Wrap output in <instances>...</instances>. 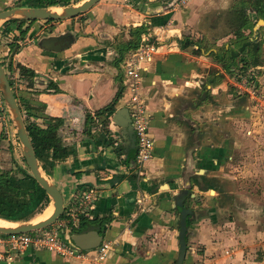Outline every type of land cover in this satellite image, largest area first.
<instances>
[{
    "label": "crops",
    "instance_id": "obj_1",
    "mask_svg": "<svg viewBox=\"0 0 264 264\" xmlns=\"http://www.w3.org/2000/svg\"><path fill=\"white\" fill-rule=\"evenodd\" d=\"M137 1L144 2V11L140 4L138 8ZM169 5L167 0H100L86 13L89 16L85 21L86 38L78 43L81 47L78 53L73 54L80 62L75 65L76 70L65 73L67 66L59 60L67 59L69 54L59 59H53L43 50L35 54L37 70L56 81L47 92L40 86L43 92L38 101L52 119H62L60 135L70 152L65 160L57 162L50 177L61 186L65 202L72 203L73 208L77 207L76 199L83 191L92 190L98 195L92 202L89 222L63 229L62 238L71 245L76 233L98 232L103 241L114 242V250L105 264H175L180 224L176 201L180 193L192 188V197L198 193L205 196L210 202L206 206L213 211L218 191L212 187L220 190L219 184L232 177L233 170L226 168L234 167L229 162L232 150L223 134L225 143H217L215 132L223 131L216 123H220L218 120L225 112L230 114L221 100L225 95L230 97L225 91L231 78L222 59L219 60V51L222 46H229L226 42L232 35L211 38L215 35L210 36V32L220 30L214 29L208 18L215 15L220 19L228 12L232 21L239 14L245 23L240 30L246 36L247 22H255L257 17L247 0H190L176 11ZM142 23L152 28L164 25L165 31L159 38L158 52L143 65L140 77V92L151 117L150 134L155 148L144 175L139 176L122 172L120 155L134 149L124 132L113 127L122 136L119 151L109 146L107 139L99 144L101 130L89 131L86 113L99 111L116 99L120 88V40L129 41L130 28ZM65 27L60 25L56 32L64 31ZM92 27H98L94 32L97 34H89ZM259 28L264 32L262 23ZM259 38L251 37L262 41ZM183 40L190 44L183 47ZM221 89H224L222 93ZM127 101L123 96L117 104L123 106ZM220 177L222 181L216 179ZM200 183L204 186L200 187ZM225 195L229 202L230 196ZM260 196L264 197V193ZM216 205L217 208L220 204ZM202 222V229L207 232L203 231L205 236L200 239L202 244H207L205 254L201 259L188 254L184 264H192L194 260H200L201 264H264V239L257 240V236L264 238V228L247 225L236 255L229 257L224 248L215 254L221 243L213 242L210 236L216 228L207 220ZM99 247L90 253H96ZM259 250L261 256L257 254ZM0 264L93 262L90 256L68 257L35 245L17 252L0 245Z\"/></svg>",
    "mask_w": 264,
    "mask_h": 264
},
{
    "label": "flooded vegetation",
    "instance_id": "obj_2",
    "mask_svg": "<svg viewBox=\"0 0 264 264\" xmlns=\"http://www.w3.org/2000/svg\"><path fill=\"white\" fill-rule=\"evenodd\" d=\"M73 1H75V3H79V2L84 1V0H80L78 2L76 0H72L70 2V4H68V5H72ZM167 2H168V4L170 3L169 6L174 11H176L180 8H184L185 6H187L188 3L190 2V0H186V2L182 3V4L180 3V0H167ZM31 3H33V0H21V1H19L18 5H16V6L17 7H22V6L25 7V6H30ZM98 3H96V4H98ZM136 3H137L136 5L138 6V8L140 6L142 7L141 8L142 10L144 7H146L144 2H141V1L138 2L137 1ZM139 4H140V6H139ZM30 7H33V6H30ZM52 7L62 8L65 6L59 5V6H52ZM9 8H10L9 6H5V7L0 8V11L5 10V9H9ZM142 10H140V11H142ZM87 13H88V11H87ZM82 14H86V12L80 13L79 15L72 17V18H68V19H48V18H46V19H22V18H17V19H11V20L5 21V23L8 24L9 27L6 31L3 30V34H4L3 36L8 38L10 41H9V44L7 46H5V48H4L5 52L2 54L0 52V62L2 64V67L4 68V71H5L8 79H9V82L12 86L13 92L15 94V97H16L17 102L19 104L22 116H23L25 124L27 126V130H28V125H31V124H36L37 126H40L42 128H47L48 126H50L52 124H57V125L60 124V126H61V122H62L61 120L62 119H60V118L59 119H52V117L44 109H42V105L38 101V97L40 96V93H42L43 91L44 92L50 91V89L53 87V85H55L56 81L54 80L53 77H50V75L40 73L37 70V68L35 67L36 66L35 65L36 64L35 63L36 62L35 54H36V51L38 52L39 50H41V51L43 50V53L44 52L47 53L48 55H50V57H53V59L54 58L59 59V56L62 55L61 57H65L66 55L69 54V56H66L67 59L65 58V60H61V59H59V60L61 62L64 61L65 64L63 62V65L67 66L65 73L68 71H71L72 69L76 70L75 65L79 61L76 60L75 57H73V54L76 53V51L78 53V51L81 49V47L78 45V43H81L83 41L82 38H86L84 35L86 32V28H87V26L85 25V23H86L85 21L89 18V16L86 14L87 17H84L81 19ZM254 14L257 17V21L259 20V22H261V19H263V18H260L256 12ZM78 17H80V18H78ZM73 19H75V21H72ZM257 21H255V23ZM44 23H47V24L43 25ZM10 24H17V26L13 28L10 26ZM62 24L66 25L65 30L59 31L60 33H57L56 31H57L58 27ZM140 26H145L146 31L141 33L138 45L136 47L133 46L131 48L122 49L121 51L120 50L118 51L119 52V56H118L119 69H120L119 80H120L121 92H120V94L117 97V100L115 102L114 110L106 112L105 114L101 113L100 110L86 113V115H89V118H90V123L88 124L89 131L92 132L94 129H97V130L100 129L101 130V135H100L101 138L103 137V140L107 139L108 145L112 146L114 149L119 151V148H121V146L123 144L122 136H121L120 132L116 133V131L113 130V127L117 126L119 129H121V128L113 122L112 117H113L114 113L120 108L126 107L129 110L130 117H131L132 130H130L129 135H126V139H127V141L130 140L129 145L132 146L134 149L128 151L129 153H127V154L123 153L122 155H120V161H121V166L124 167L122 172L129 173V174L136 173L139 176L144 175L145 170H146V166H145L146 163L153 158L155 143H154V147L152 150L151 157L147 161L141 162L140 158H139L140 153H139V147H138V143H137V137H136V131H135V125H134V118H135L134 117V109H133L134 93L132 90V85L135 82V79L133 77H129L127 75L126 62L129 58V56L131 54H133L135 51H137L140 48V46H142V44L147 40L155 41L159 46L160 45L158 42L159 38L161 37V35L165 31L164 25H162L160 27L158 26V27L152 28V26H149L146 23H142L138 26H132V27H140ZM91 29L92 30L89 31L91 33H89V34H97L94 32L97 31L98 27L97 28L92 27ZM129 32H130V30H129ZM67 34H72V37L70 36V37H68V39L63 41L64 42L63 45H65V46L62 50L55 51L53 49H49L46 46V44L48 43V41L50 39L55 38V37H59L61 35H67ZM244 38L246 39L247 37L244 36ZM131 39H132V36L130 33V39L129 40H131ZM256 42L259 44V47H260V44H262V41H256ZM2 50H3V48H2ZM239 51L242 52V50H239ZM259 51H260V49L256 50L255 53L259 54ZM241 54H242V56L240 57V62H241L240 67H235V65H234V66L230 67V69L228 68L229 70L226 71L230 75V78H231L230 82L232 84L231 88H229V85L227 84V86H228L227 91L230 94L231 99H237V100L242 99V103H244V104H242L240 106H242V108L245 110H249L250 105H247V102H250V101H249L248 97L245 94H241L238 91H236L234 88V83H236V81L238 80L240 75H244L247 77L248 83L257 88L259 85H258V81L256 80V75H254L252 73L253 69L252 70H250V69L254 68V67L259 68L262 64H261V62L255 64L254 61L257 58V55L256 54L254 55L255 59L253 61L252 52H250L248 50L243 51ZM5 56H7V57H5ZM243 59L248 61V63H249L248 67H245V64H244L245 60H243ZM7 60L9 61V63H6ZM235 63L238 64V62H236V60H235ZM235 70H239V72L236 75H234ZM19 79L21 82L25 81L26 84L22 85L20 83V85H18L17 80H19ZM40 86H43L42 87L43 91L41 90ZM118 92H119V90H118ZM123 96H126L128 101L126 102L125 105L118 106L117 103L119 101V98H122ZM26 113H28L27 118H26ZM33 115L38 116L39 121H38V118L33 117ZM0 116L9 117L8 108L6 107V103H5V100L3 98V94L1 92V90H0ZM6 119H8V118H6ZM9 121H10V117H9ZM150 121H151V117H150ZM5 128H6L5 124H3L1 136H3ZM247 132L249 134L253 133V131L251 129H248ZM17 140L19 141V143H21L19 140L18 134H17ZM62 142H63V139H62ZM63 144H64V142H63ZM23 159H25L24 152H23ZM25 164L28 167L26 159H25L23 166ZM28 169H29V167H28ZM29 172H30V169H29ZM121 177H123V176H121ZM121 177L119 176V178H121ZM194 177H192V178H194ZM202 186H204V184L201 185V183H200V187H202ZM212 188L215 189L216 191H218V195L221 194L220 193L221 190L217 189V187L216 188L212 187ZM183 191H187V197L184 201L185 206L193 210V214L188 217V219L190 217L193 219H192L191 224H187L188 225V234H187L188 248H187V254H186L185 261L183 262V264H184L186 262L188 254L193 255V257H198L199 259H201V257L205 254V245H207V244H202L200 242V238L204 237L205 236L204 233L207 234V232L202 229V227H203L202 221H204V220L209 221V224L211 226H214L217 229V231H219V232H221L223 230L224 225L218 224V222L216 221L217 211L219 209L218 207L215 208V210H213V211H210V209H208V207L205 208L204 210H199L197 207L192 206L191 201H190V200L195 201L196 199H198L199 198L198 194L196 196L192 197V194L194 193V191L192 192V188L191 189L188 188V189L183 190ZM93 193L95 196L93 198V201H95L97 193L95 191H93ZM200 196H202V195H200ZM79 197H78V199H79ZM216 197H218V196H216ZM217 199H218V201L221 200L220 197H218ZM178 213H179V217L181 218V212L179 211ZM83 216H84V219L81 222L82 223L89 222L90 218L92 217V213L91 212H89V213H86V212L81 213L80 212L79 217L82 218ZM60 218H62V217H60ZM77 224L79 225V222ZM77 224L75 222H72V223H70L69 226H71V225L74 226ZM192 226H194V227H192ZM191 227L193 228L192 230H190ZM50 228H54V227H50ZM203 231H204V233H203ZM208 231L210 232V230H208ZM179 232H180V224H179ZM192 234H193V237L197 238L195 241H197L199 239V241H198L199 246L198 247H196L194 245V243L191 242V235ZM209 235H210V233H209ZM206 238H208V237L206 236ZM179 249H180V244H179ZM178 256H179V253H178ZM177 260H178V257H177ZM201 263L202 262L200 260H196V261L194 260L192 262V264H201ZM175 264H177V261Z\"/></svg>",
    "mask_w": 264,
    "mask_h": 264
},
{
    "label": "rangeland",
    "instance_id": "obj_3",
    "mask_svg": "<svg viewBox=\"0 0 264 264\" xmlns=\"http://www.w3.org/2000/svg\"><path fill=\"white\" fill-rule=\"evenodd\" d=\"M19 1L21 0H0V8L5 6H9L10 8L17 7L16 5H18ZM248 1L250 0H247V2ZM72 3L73 5L77 4L75 1ZM248 7L250 6L248 5ZM54 9L62 10L60 7H54ZM239 16L240 15L238 14V16H236L231 21L230 14L226 12L223 16H221L222 18L220 19H216L215 15L208 18V23H210L214 29L218 28L220 30L219 32H210V36L215 35V37L211 38H216V35L221 37H225L230 34L232 35L226 42L229 44V46H222L220 48L221 50L219 51V53L224 52L222 54L225 55L224 58L226 59V62L229 61L231 63L229 64L230 67L234 65L235 67H240L241 65L240 57L242 56L241 53L243 51H239V46L245 47L246 45V50L248 48L249 51L254 50L256 52L258 49V43L255 40H252L251 37L253 38L257 35L260 37L259 39H262V44H260L261 48H259L261 52L259 51V54L256 53L257 60L261 62L262 65L259 68L254 67L250 69H253L252 73L256 75V80L258 81L259 86L257 88L251 85L252 88L255 89L258 100L251 99L249 95L246 94L250 101L247 102V105H250V109L245 110L242 108V106H240L244 104L242 103V99H240L241 101L237 99H231V97L225 95V97L222 98L221 103L226 105L227 108H225V111L229 109L230 114L225 112V116H222L218 120L220 123H216V125L223 129V131L215 130V132L218 134L216 141L219 144H224L225 142L229 144V148L232 150V159L229 162H231L234 167L230 168L226 166L228 171L233 170L231 173L232 177L226 180V183L222 182L223 184H219V186H221V194L218 195V197H220L221 200L218 201V199H216L215 204L213 203L215 208L217 206L216 203L220 204L218 206L219 209L217 211L216 221L218 224L224 225L223 231L219 232L215 229L211 231L212 235L210 237L213 242L221 243L219 248H215V254L221 248H224L226 255L229 257L236 255L235 252H237L239 243L242 242V234L245 228H247V225H259V229L264 228V197L260 196L264 193V32L259 28L261 26V22H258L257 24V22L255 23L248 21L245 28L247 33L245 37H247L249 40L244 41V33L240 29L245 25V23L242 22V19ZM84 17H87V15L82 14L81 19ZM72 21H75V19ZM45 24L47 23H44L43 25ZM10 26L14 28L17 26V24H10ZM8 27L9 25L6 24L5 21L0 22L1 54L5 52L4 48L9 44L10 41L8 38L3 36V30L6 31ZM236 35H239L238 38H236ZM234 39H241V42L237 43L238 45L235 44L238 48V50H236L238 52L236 59L231 58V49L233 48L230 46V44H232ZM249 42H251V44H249ZM210 48L213 47L210 46ZM235 60L238 62V64L235 63ZM6 63H9V61L7 60ZM238 72L239 70H235L234 75H236ZM20 83L22 85L26 84L25 81L21 82L20 79L17 80V84L20 85ZM228 85L229 88L232 87L230 81ZM223 91L224 89H221L220 92L222 93ZM225 92L228 94V91ZM221 95L222 94H219V96ZM27 115L28 113H26V118ZM33 117L38 118L39 121L38 116L33 115ZM0 122V167L4 171H17L18 165L23 166L24 164L22 144L17 140V130L9 121V117L0 116ZM3 124H5L6 128L4 129L3 136H1ZM248 129H251L253 133L249 134L247 132ZM222 136L223 139L225 138V142L222 141ZM238 174L240 176H238ZM234 176H237L238 178H234ZM49 178L51 179L50 176ZM216 179H220L222 181L221 177ZM229 191L234 192V194H230ZM239 192H241L243 197H239L241 195ZM226 193L228 196H230L229 202L227 199H224L226 198ZM198 196L199 198L195 201L190 200L191 204L192 206L197 207L199 210H204L207 208L206 203L209 204L210 202L207 201L205 196H200L199 193ZM45 210L46 209H44L42 213H44ZM42 213L37 216V219L39 218L38 220H40ZM196 239L197 238L193 237L192 234L191 242L194 243L196 247H198L199 240L195 241ZM263 239V237L257 236V240ZM261 252L262 250L258 251V256H261ZM254 257H256V255H254Z\"/></svg>",
    "mask_w": 264,
    "mask_h": 264
},
{
    "label": "water",
    "instance_id": "obj_4",
    "mask_svg": "<svg viewBox=\"0 0 264 264\" xmlns=\"http://www.w3.org/2000/svg\"><path fill=\"white\" fill-rule=\"evenodd\" d=\"M99 1L100 0H84L81 3L62 7L61 11L55 10L54 7H30V6L13 7L0 11V22L11 19H17V18L68 19L75 17L80 13H85L89 11ZM153 13H157V12H153ZM261 23L264 25L263 19H261ZM70 36L72 37V34L61 35L59 37L52 38L48 41L46 46L49 49L60 51L65 46L63 45L64 44L63 41L68 39V37ZM0 90L3 94L6 107L8 108L10 121L16 128L19 140L22 144L24 156L27 161L28 167L30 169V175L45 190V192L47 193L50 199L49 205L52 203L54 207L52 213L47 218L42 219L39 222H36V220L39 219V218L37 219V216L39 214L34 218L25 221H13L0 217L8 222L14 223L13 226L0 225V233L7 235V234H17V233H32L44 229L46 230L47 228L54 225L65 211L67 203L65 202L63 189L57 182H54L49 178V175H47L40 161L37 158L19 104L13 92L12 86L9 82V79L4 71V68L2 67L1 62H0ZM112 120L116 125H118L122 129L125 135L130 134V130H132L131 117L129 110L126 107L118 109L114 113ZM82 193H80V196L82 195ZM97 197L98 195H96V199ZM186 197H187V191H182L179 195V198L176 201V209L178 212L179 211L181 212L180 232H179L180 249H179L177 264H183L186 258L187 248H188V243H187L188 217L193 214V210L185 206L184 201ZM90 210L91 208L88 209L87 212H91ZM83 219L84 216L80 218L79 225H81V221ZM93 235H96L97 237L94 240L92 238ZM102 241H103V236L96 231L76 233L72 236V241H71L72 243L70 246L79 248L84 253L91 254L90 252H93L101 244Z\"/></svg>",
    "mask_w": 264,
    "mask_h": 264
},
{
    "label": "trees",
    "instance_id": "obj_5",
    "mask_svg": "<svg viewBox=\"0 0 264 264\" xmlns=\"http://www.w3.org/2000/svg\"><path fill=\"white\" fill-rule=\"evenodd\" d=\"M72 0H33L30 6L33 7H52V6H66L70 4ZM77 2L80 0H76ZM248 5L258 14L260 18L264 19V0H250ZM146 31L145 26L131 27L130 33L132 39L129 41L120 40L118 50L131 48L137 46L141 33ZM244 41L249 40L248 38ZM241 42V39H234L230 46L231 58L236 59L238 56L237 46L235 44ZM190 42L182 41V46L185 47ZM251 44V42H249ZM238 45V44H237ZM230 47V48H231ZM245 47H247L245 45ZM244 46H239L240 50L247 51ZM258 49L259 44L257 45ZM257 49V50H258ZM249 51V50H248ZM252 55L256 53L251 50ZM221 53V52H220ZM220 59L224 67L230 69L229 61L226 62L224 54H219ZM225 59V60H224ZM255 59V56H254ZM245 60V59H243ZM255 64L259 63L257 58ZM245 67H248L249 63L245 60ZM121 92L119 89L118 95ZM116 99L100 109L101 113H106L114 110ZM86 122L90 123L89 115H87ZM60 124H52L47 128H42L36 124L28 125L29 135L35 148L36 155L47 173L52 175V170L56 166L57 162L65 160L69 155V149L62 142V136L60 135ZM103 137L97 142L100 144ZM74 151V150H73ZM25 162V159H23ZM50 203V199L45 190L39 185V183L30 175L27 165H18L17 171H4L0 168V217L13 220V221H25L30 220L42 213ZM193 218L188 219V224H191ZM84 223L81 222V225ZM35 232H32V234Z\"/></svg>",
    "mask_w": 264,
    "mask_h": 264
},
{
    "label": "built area",
    "instance_id": "obj_6",
    "mask_svg": "<svg viewBox=\"0 0 264 264\" xmlns=\"http://www.w3.org/2000/svg\"><path fill=\"white\" fill-rule=\"evenodd\" d=\"M185 2L186 0H180L181 4ZM158 49L159 46L155 41L147 40L137 51L129 56L126 62L127 75L135 79V82L132 85L134 93V125L141 162H145L151 157L154 140L150 134V115L147 112V107L142 100L140 92L142 88L140 77L144 69L143 65L153 59L158 52ZM234 88L239 93L247 94L251 99L258 100L255 89L248 83L246 76L240 75L236 83H234ZM94 197L93 191L88 190L83 192L79 199H76V208H73L72 203L67 204L65 211L61 216L62 218L57 220L54 224L55 226L53 225L54 228H50L49 232L36 235H33L32 233L0 234V245L9 247L10 250L15 252L25 250L30 245H35L41 248H46L50 251H55L63 256L76 258H88L90 256L93 264H105V261L114 250V242L110 240L104 241L97 249L96 253L87 254L66 244L62 238L63 229L69 227L72 222H75L76 224L79 222L80 212L89 213L87 210L92 207Z\"/></svg>",
    "mask_w": 264,
    "mask_h": 264
},
{
    "label": "bare ground",
    "instance_id": "obj_7",
    "mask_svg": "<svg viewBox=\"0 0 264 264\" xmlns=\"http://www.w3.org/2000/svg\"><path fill=\"white\" fill-rule=\"evenodd\" d=\"M57 11H61V10L58 9ZM53 209H54V207H53L52 204H51L50 206H48V207L46 208V210L44 211V213H42V216H41L40 220H38V221H36V222H39V221H41L42 219L47 218V217L52 213ZM0 225H2V226H10V225L13 226L14 223L8 222V221H6V220L0 218Z\"/></svg>",
    "mask_w": 264,
    "mask_h": 264
}]
</instances>
